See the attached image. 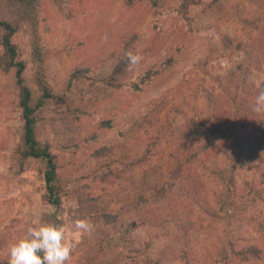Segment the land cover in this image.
I'll return each instance as SVG.
<instances>
[{
	"label": "rangeland",
	"instance_id": "obj_1",
	"mask_svg": "<svg viewBox=\"0 0 264 264\" xmlns=\"http://www.w3.org/2000/svg\"><path fill=\"white\" fill-rule=\"evenodd\" d=\"M45 1L37 29L52 96L35 134L61 164V203L45 198L44 162L17 156L15 79L0 73V264L35 223L85 218L93 228L70 264H264V112L254 111L264 88V0L190 4L195 31L178 39V60L136 93L103 79L120 37L137 33L140 50L157 40L155 16L123 0ZM30 38L25 28L13 36L27 77ZM247 45L258 47L259 62ZM105 119L114 126L99 127ZM101 146L111 149L93 156ZM130 160L139 165L118 181L93 176L101 164L121 169Z\"/></svg>",
	"mask_w": 264,
	"mask_h": 264
},
{
	"label": "trees",
	"instance_id": "obj_2",
	"mask_svg": "<svg viewBox=\"0 0 264 264\" xmlns=\"http://www.w3.org/2000/svg\"><path fill=\"white\" fill-rule=\"evenodd\" d=\"M198 1L201 0H176L163 7L161 0H123L127 8H146L155 16L152 30L157 34V40L146 49L140 50L134 46L137 33L131 32L128 38H126L127 34L125 38L120 37L118 41L121 49L116 54V64L110 74L103 79L104 83L116 91L142 92L156 75L170 69L181 52V47L177 43L178 39L185 37L187 40L195 31L188 11L190 4ZM42 12H47L45 0H0V73L3 75L12 73L15 79L14 102L21 110L23 120L16 148L17 156L21 162L29 157L44 162L42 178L45 198L48 203L58 206L61 203L63 184L61 164L57 155L51 151L50 143L47 140H39L35 134L38 123L37 114L45 101L52 96V84L45 64L48 52L40 43V33L37 29L42 20L40 18ZM23 28L27 29L31 35L29 60L32 69L29 77H27V62L21 59L18 47L13 40L15 33ZM247 46L245 51L250 54L251 61L259 62L258 47ZM128 52L134 55L139 54L142 59L137 64L130 65L126 56ZM78 68L72 70V77H77L82 72ZM243 109L240 108L241 114ZM102 126L112 128L114 125L109 119H105L99 123V127ZM217 130L222 131L219 127ZM197 132L204 136L209 135L212 130L205 129ZM89 138H92V135ZM110 149L107 146H101L93 152V156L100 157L107 154ZM137 165L139 163L136 160L122 162L121 169L109 163L101 164L93 169V176L99 177L102 181H108L110 178L118 181L122 172L125 173ZM86 176L83 175V177ZM135 225L134 218L132 223L126 226L125 232L134 231Z\"/></svg>",
	"mask_w": 264,
	"mask_h": 264
},
{
	"label": "clouds",
	"instance_id": "obj_3",
	"mask_svg": "<svg viewBox=\"0 0 264 264\" xmlns=\"http://www.w3.org/2000/svg\"><path fill=\"white\" fill-rule=\"evenodd\" d=\"M130 65L137 64L139 54H126ZM259 87V85H257ZM254 111L264 112V88L254 99ZM93 225L88 219H76L71 227L64 224L37 222L9 248L8 264H70L73 251ZM71 232V238L68 233Z\"/></svg>",
	"mask_w": 264,
	"mask_h": 264
}]
</instances>
